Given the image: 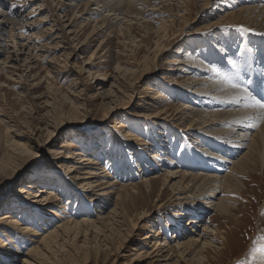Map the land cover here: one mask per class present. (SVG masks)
Returning <instances> with one entry per match:
<instances>
[{"label": "rangeland", "instance_id": "1", "mask_svg": "<svg viewBox=\"0 0 264 264\" xmlns=\"http://www.w3.org/2000/svg\"><path fill=\"white\" fill-rule=\"evenodd\" d=\"M12 1L11 9L20 8L22 15L31 13L30 24L28 27L25 25L27 30H22L24 36H33L32 43L39 49L32 50L35 58L30 56L26 60L25 49L22 56L18 57V65L9 63L0 68V160H4L6 169L14 171L10 176L0 173V215L11 212L21 224H28L39 231L45 226L47 218L52 219L45 226L50 229L62 222L61 218L96 220L100 214L110 212L116 204L115 195L112 201L102 200L95 205L88 202L85 185L76 184L67 176V166L71 160L66 159L64 153L78 150L99 163L98 172L103 171L101 173L106 174L108 179L117 182V190H120L118 203L125 215L130 214L129 217L134 221V215L141 211H147L148 214L144 223L137 224L144 226L142 229H133L131 221L129 223L127 220L125 224L115 220V225L105 220L106 226L100 232L89 229L86 249L81 247L82 238L79 235L77 239L70 236L65 241V247L55 257L57 263L62 260L63 264H153L152 259L145 258L147 248L141 238L146 234L153 236L157 232L163 233L159 238L161 240H169L173 234L176 237L182 229H191L187 223L190 216H183L181 220L179 216H174L179 213V208L170 204L169 188L161 190L162 178L152 180L153 191L148 190L142 181L164 173L162 168L168 171L164 165L169 161L166 159L173 161L172 168L180 166L183 169L180 161L183 156L190 157L191 147L203 154L213 149L204 143L194 142L197 135L186 131L191 115L182 123L148 115H154L164 108H170L169 113L180 111L186 105L211 110L198 100L194 101L189 94L176 89L186 82V78H200L201 73L188 70L189 65L165 64V61L182 59L188 53L185 56L188 59L196 57L195 61L199 65L209 63L211 69L216 68L215 79H220L222 75L230 73L225 67L229 62L236 65L244 62L248 66L250 55L257 59L262 55L258 64L264 70V34L254 28H247L239 20L232 23L228 22L230 20H220L225 13L242 6L239 0H233L234 3L231 0H209L206 8L202 6L207 0H145L150 7L138 8L142 13L138 20L133 17L131 21L129 18L128 26H124V15H121L119 22L114 20L108 26L98 24L97 34L96 29L92 34V29L97 24L95 22L106 15V11L99 18L88 21L82 13L89 0L71 4L69 0H35L25 9L21 7L22 0ZM33 7L38 9L33 10ZM182 9L187 11L188 21L185 25L178 17ZM66 25H71L75 35L68 33ZM120 27L121 34L118 32ZM0 33L1 42L9 50L22 49L19 38H9V24L0 28ZM16 33L20 34L19 29ZM83 41L87 43L84 50H77V43ZM167 44L168 54L156 58L158 49ZM212 45L225 50L224 56L226 60L230 59L229 62L222 64L214 56ZM97 46L99 49L91 58ZM68 47L72 50L77 48L72 52L66 49ZM69 52L73 55L66 58ZM5 57L6 54H0L1 61ZM191 61L185 60L186 63ZM147 70L150 71L140 76V72L142 74ZM185 71L189 74H185ZM144 86L154 89L152 95L158 92L165 95L160 108L147 111V105L143 107L136 100L129 101L130 95L138 96L136 92L130 91L134 87L140 91ZM120 125L123 127L119 128ZM126 132L145 144H138V140L123 139ZM48 136L50 138L46 144ZM66 141L73 142L75 147L61 149L60 146ZM14 142L27 144L29 152H9L8 145ZM60 151L63 153H55ZM155 154L161 159L151 158ZM197 169L195 167L188 171L195 173ZM252 169L250 174L240 177L244 185L241 195H230L235 207L229 219L216 214L214 210L205 211L204 214L200 212L201 219L211 222L210 230L217 228L218 231H225L227 244L219 247L222 250L218 254L207 252L208 260L214 264H255L252 258L264 246V240L260 239L264 237V170L260 171L256 167ZM29 183L37 184V188L31 192L33 195L29 199L20 197L17 194L19 189ZM38 187L52 189L60 200L53 206L44 204L26 208ZM158 194L160 196L156 203ZM159 204H164L165 208L157 209L156 205ZM59 205L65 206V209L56 208ZM38 208L45 210L38 211ZM56 210L61 218L54 215ZM125 215L123 217L126 218L128 215ZM31 235H15L21 242L18 241V249L15 247L11 251L19 250V253L4 257L2 262H7L11 256L9 263L21 264L24 254L37 245L32 240L40 238ZM0 238L2 244H6L0 245V255H7L5 249L9 245L11 247L12 242L5 235ZM14 239L12 236L11 240ZM94 241L96 248L92 247ZM175 242L176 239L172 238L173 247ZM123 254L126 257L120 258ZM169 263L174 264L176 261L172 259Z\"/></svg>", "mask_w": 264, "mask_h": 264}, {"label": "bare ground", "instance_id": "2", "mask_svg": "<svg viewBox=\"0 0 264 264\" xmlns=\"http://www.w3.org/2000/svg\"><path fill=\"white\" fill-rule=\"evenodd\" d=\"M75 1L80 2L81 0H69L70 4ZM32 2H35V0H22L21 7L25 9L29 7ZM230 2L234 3L233 0ZM240 2L242 6L239 5L240 7L238 9L225 13V16L220 18V20H230L228 21L230 23L237 22L236 20H239L240 22L244 23L247 28H254L258 33L264 34V0H239L238 3ZM12 4V0H0V28L2 29L5 27V25L9 24V38L11 40L19 38L20 40H18V43H21L20 46L22 49L9 50L7 45H4L0 39V54H6L5 59L3 58V61L0 60V68L1 65L5 66L9 63H12V65H18L16 63L18 57L22 56V52L25 49H27L26 60L29 59L30 56H35L34 54L32 55V50L34 51L39 49L38 46H35L32 43L33 36H24V32L22 30L23 28L27 30L26 26L30 24L31 13L29 12L27 15H22L20 8L14 10L11 9ZM208 5L209 0L205 2L202 8H206ZM1 7H3L2 10ZM147 7H150V5H148L145 0H89L86 2L85 9L83 10L82 14H84L87 17V20L90 21L92 18H99L102 12L106 11L105 16L98 19L96 22L94 21L95 24H97L93 27L92 34L94 29H96L95 34H97V31L99 30H97L98 24L102 26H108L112 23V21L115 20L119 22V20L123 18V20H125L124 24H126L124 26H128L127 19L131 18V21H133L132 19L134 17L136 20L139 18L138 16H140L141 13L138 8L142 9ZM35 9H38V7H33V10ZM180 13H182H178L180 21H182L184 25L187 24V11L182 9V12ZM132 14L134 16H132ZM121 15L124 16L119 18ZM66 27L70 35H75L76 32L72 30L71 25H66ZM17 29H19L20 34L16 33ZM51 32L52 29H50V33ZM118 32L121 34L122 27L118 29ZM174 35L175 34L172 36ZM77 44V50L82 51L87 45V43L84 41L83 43L81 42V44ZM211 47L213 53L215 54L214 56L219 61H222V64L229 62L230 59L226 60L224 56L225 50L217 49L215 45H212ZM70 48L71 47H68L66 49ZM98 49L99 46H97L91 58L94 57ZM70 50L72 52L75 51L74 49ZM158 50L159 52L156 54V58L158 56L162 57L165 54H168V44L164 45ZM229 51L231 50L229 49ZM177 54L179 55L181 53ZM187 54L185 55L187 56ZM72 55L73 53L69 52V54L66 55V58H69ZM185 55L182 57V59L174 58L172 60L165 61V64H183L186 67L189 65L188 70H192V72H199L201 73V76L200 78H194L192 80L190 79L191 77L186 78V82L183 85L178 86L176 89L177 91H184L186 95L189 94V96H192L194 101L198 100L199 102L203 103L205 107L208 106L211 108V110H203L204 107L202 109H198L191 107L190 105L183 106L180 111L176 110L171 113H169V111H171L170 108H164L160 110L159 108L161 103L164 102L165 95H163L162 92L152 95L154 89L149 86H144V88L140 91L134 87L130 92H136V95L138 94V96H129L130 102H135L136 100L140 106L147 105V111H151L150 109L159 107V110L155 112L154 115L148 114L152 118L161 120L170 119L174 122L179 120L181 122L178 123H182L183 121H187L191 115V122L188 124L186 131L189 133H195L197 135L194 138L196 139L194 142L204 143L208 147L211 146L213 148L206 152L205 155L201 151L199 152L197 149L191 147L189 150L190 157L187 158V155L186 157L183 156L180 161V165L183 167V169H180V166L172 168L171 164H173V161L166 159L169 161L168 163H164V165L168 171H165V169L162 168L161 170L164 171V173L160 175L156 174L153 177L148 179L146 178V180L142 181L144 182V185L147 189L149 188L151 191H153L151 188L152 180H161L162 178L163 183L161 185V190H163L164 187L169 188L171 191L170 204L175 208H179V213H176L174 216H179L180 220L183 218V216H190L187 223L191 229H182L180 235H177L176 237H174L173 234L169 237V240L168 238L161 240L159 238L163 236V233L157 232L153 236L146 234L141 238L144 246L147 248L145 258L152 259L153 264H170L169 261L172 259H175L176 261L174 264H214L208 260L207 252L210 251L212 254H218L220 250H222L219 249V247L225 246L227 244L225 231H218L217 228L210 230L211 225L209 226V224L211 222L201 219L202 213L208 210H214L216 214L222 215L225 219H229L231 214L234 212L235 207L234 199L230 197V195H241L240 193L244 189L243 181L240 179V177H245V175L250 174V172L253 171L252 167H256L260 171L264 170V120L258 119V114L261 110L254 106L252 99V96H255L257 99H261V102L264 101V97L259 94L260 89L257 87V85L262 81V77L264 75V70H261V67L258 64V62L260 63L262 55L258 59L250 55L248 66H246L244 62L240 63L239 65H236L237 63L233 64V62H229L227 65H225V67L230 73H227V76L222 75L220 79H215L217 77L216 72H213L210 68L211 64L209 65V63H202L199 65V62L195 61L196 57L188 59V57ZM185 60L192 61L191 63H186ZM87 65H92V63H87ZM194 68H197V70H193ZM247 68L252 69V71H249ZM149 71L150 70H147L142 74L140 72V76ZM187 72L188 71H185V74H189ZM233 84H237L240 87L234 88L232 87ZM244 88H247L248 91L252 93V96H249L247 93H245L243 91ZM206 113L207 115H204ZM121 127H123V125L119 126V128ZM49 138L50 137L48 136L46 144H48ZM123 139L138 140V144H145V142L140 143V139L127 132L124 134ZM73 147H75V144L71 141H66L65 144L60 146V148L63 150L71 149ZM20 150L29 152L27 149V144L22 145L20 143L14 142L13 145H8L9 152L13 153ZM55 153L59 155L63 153V151ZM64 154H66V159L71 160L70 164L67 166V176H70L71 180L76 184L81 183L82 185H85V192H87L86 195L88 202H92L95 205L97 203H101L102 200L109 202L112 201L115 195L116 204H114V208H112V210L107 214H100L96 220H90L89 218H81L78 220L74 218L63 219L58 213L59 211L56 210L53 213L54 215H57L59 218H61L62 222H59L54 227L48 229L45 226L46 224L51 223L52 219L47 218L45 220V226L39 230L42 232L33 229L28 224L24 226V224H21L19 219L15 217L13 213H4L0 215V237L5 235L10 238L12 246L10 247L9 245V247H6L5 252L7 255H0V264H11V262L9 263L8 261L10 260L9 258H11V256L8 257L7 262H2L4 261V257L12 253H19V250H17V252L11 251L12 248H17V246H19L18 241H20V239L19 237L15 236L18 234H32V237H40L37 240H32L33 242H36L37 245L31 247L24 254L25 257L21 260V264H33L32 262H36L37 264H55L58 261V259L55 257L58 253H60V249L64 246L66 243L65 241L70 236H73L72 238H76L79 235L78 237L82 238L81 247L86 249L88 248L87 234L89 233V229H94L96 231L98 230L100 232V229L106 226V224L104 225L105 220H107V223L108 221L111 222V225H115L116 221L119 224H125L126 220L129 223L131 221L132 228L136 230L139 228L142 229V227H144L142 225L141 227L138 226V223H144L148 214L147 211L143 210L140 213L134 215V221L131 219V217H129L130 214H126L128 215L126 216L120 204L118 203V199L120 198V190H117V182L108 179L106 174L101 173L103 171H97V165H99L97 161L91 160L90 157L84 155L78 150H70ZM159 157V155L157 156L155 154L151 158L158 159ZM256 163L258 166H256ZM195 167L199 168L197 169V172L191 173L188 171L189 169H194ZM0 168H2V171L0 172L1 174L10 176V174L14 172L10 171L11 168H5L3 159L0 160ZM126 186L130 185H124V187ZM36 188L37 184L29 183L21 187L17 194L20 195V197L29 199V196L33 195L31 193L32 190H35ZM219 195H221V197H219ZM159 196L160 194H158V197L155 200L156 203L159 200ZM59 200L60 198H58V195L52 189L38 187L34 197L29 200L28 207H25L30 209L32 207L35 208L43 206L44 204L53 206V204ZM16 202L18 201L16 200ZM34 204H36V206H34ZM156 206L157 209L165 208L164 204H159ZM56 208L65 209V206L59 205V207ZM39 210L44 211L45 209L38 208V211ZM124 215L126 218L123 217ZM262 225H264V222ZM188 232L189 234L187 235ZM12 236L15 238L14 241L11 240ZM182 236L184 237L183 240ZM172 238L176 239L174 247L173 244H171ZM2 243L3 240L0 238V245ZM92 243L93 246H91L96 248V242L94 241ZM5 245L6 244H2L1 246ZM121 250L119 253L122 252ZM62 251L63 250H61V252ZM96 251L99 250L96 249ZM86 253L88 254V250ZM86 253L85 255H87ZM191 255L192 257H189ZM125 257V254L120 256V258ZM262 257H264V254H262L259 250L253 256L252 260L255 264H264V258ZM61 261H59L57 264H63Z\"/></svg>", "mask_w": 264, "mask_h": 264}, {"label": "snow or ice", "instance_id": "3", "mask_svg": "<svg viewBox=\"0 0 264 264\" xmlns=\"http://www.w3.org/2000/svg\"><path fill=\"white\" fill-rule=\"evenodd\" d=\"M212 71H218L216 68H213ZM232 87L239 88L240 86L237 84H233ZM257 87L260 89V95L264 97V80H262ZM243 91L247 93L249 96H252V93L248 91L247 88H244ZM254 106L260 109L261 111L258 114V119L264 120V102H261V99H257L255 96H252ZM261 240H264V237H260ZM261 253L264 254V248L260 249ZM264 258V257H262Z\"/></svg>", "mask_w": 264, "mask_h": 264}]
</instances>
